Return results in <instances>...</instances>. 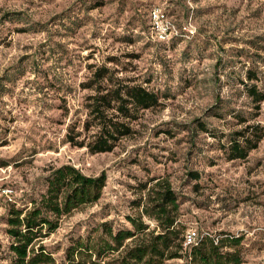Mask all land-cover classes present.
<instances>
[{
  "label": "rangeland",
  "instance_id": "374dc122",
  "mask_svg": "<svg viewBox=\"0 0 264 264\" xmlns=\"http://www.w3.org/2000/svg\"><path fill=\"white\" fill-rule=\"evenodd\" d=\"M152 9L180 36L158 42ZM100 68L158 104L134 114L133 133L111 152L91 154L65 134L84 120L93 91L82 84ZM251 85L264 94V0H0V264L11 262L8 208L29 207L45 171L62 164L104 172L106 182L96 204L63 218L46 241L56 258L103 222L130 229L142 186L162 178L185 235L236 238L241 264H264V137L245 159L227 156L233 132L264 130V100L252 105Z\"/></svg>",
  "mask_w": 264,
  "mask_h": 264
},
{
  "label": "trees",
  "instance_id": "16d2710c",
  "mask_svg": "<svg viewBox=\"0 0 264 264\" xmlns=\"http://www.w3.org/2000/svg\"><path fill=\"white\" fill-rule=\"evenodd\" d=\"M107 73V69L100 68L82 84L83 89L93 91L85 99V118L80 127L71 124L65 134L67 144L85 148L91 154L111 152L121 139L133 133L134 114L158 104L155 94L141 86L125 85L119 78L112 80ZM250 73H246L248 81L255 79ZM246 92L258 109L264 94L256 85L246 86ZM263 137L264 130L259 126L247 125L233 132L228 141V159H245ZM45 172V191L32 199L29 207L8 208L5 233L10 240V264H165L170 260L241 264L236 238L228 244L219 238L201 237L184 246L186 226L180 220L178 198L162 178L142 186L145 193L136 202L139 211L135 217L126 218L130 229L114 232L103 222L85 236L70 238L62 256L56 258L58 247L46 241L59 229L63 218L99 201L106 175L101 172L88 176L70 164L50 166Z\"/></svg>",
  "mask_w": 264,
  "mask_h": 264
},
{
  "label": "built area",
  "instance_id": "2783aa9c",
  "mask_svg": "<svg viewBox=\"0 0 264 264\" xmlns=\"http://www.w3.org/2000/svg\"><path fill=\"white\" fill-rule=\"evenodd\" d=\"M149 22L151 24V31L158 42H168L170 39L180 36L175 26L169 22L167 16L160 9H152L149 12ZM188 33L190 30L184 28ZM196 241V234L194 232L185 236L184 246L194 244Z\"/></svg>",
  "mask_w": 264,
  "mask_h": 264
}]
</instances>
